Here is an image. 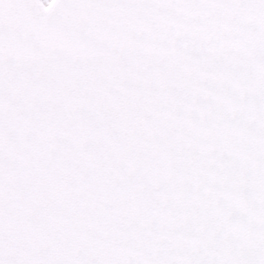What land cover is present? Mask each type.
<instances>
[{
  "label": "snow or ice",
  "instance_id": "obj_1",
  "mask_svg": "<svg viewBox=\"0 0 264 264\" xmlns=\"http://www.w3.org/2000/svg\"><path fill=\"white\" fill-rule=\"evenodd\" d=\"M0 264H264V0H0Z\"/></svg>",
  "mask_w": 264,
  "mask_h": 264
}]
</instances>
